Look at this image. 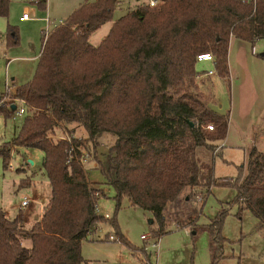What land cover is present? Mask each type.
<instances>
[{"label": "trees", "instance_id": "trees-1", "mask_svg": "<svg viewBox=\"0 0 264 264\" xmlns=\"http://www.w3.org/2000/svg\"><path fill=\"white\" fill-rule=\"evenodd\" d=\"M29 1L46 7L45 0ZM120 1L83 3L63 25L46 38L43 34L34 75L16 89L29 109L16 135L0 145V159L6 169L14 146L41 150L50 196L28 229L21 212L9 218L0 209V264H91L82 256L81 244L97 222L108 223L117 241L136 249L118 225L123 199L151 213L150 233L157 242L166 231V206L184 189L195 198L194 188L234 185L231 204H238L237 215L248 209L264 224V149L247 152L235 180L214 177L213 150L226 137L229 112L220 114L209 106L196 69L198 54L211 53L216 74L229 78L231 38L251 43L264 38V0L255 5L241 0H161L153 7L143 3L112 21ZM11 2L0 0V17L8 16ZM109 21L100 43L90 44V33ZM83 22L88 28H80ZM5 41L8 46L18 44L16 26H6ZM11 112L5 110L7 116ZM71 124L86 136H75ZM60 132L70 141L55 138ZM102 137L111 140L105 166L96 157ZM83 151L97 160L115 192V212L108 218L94 211L95 189L79 162ZM227 211L221 206L207 225L208 264H220L223 258L226 238L221 229Z\"/></svg>", "mask_w": 264, "mask_h": 264}, {"label": "rangeland", "instance_id": "rangeland-1", "mask_svg": "<svg viewBox=\"0 0 264 264\" xmlns=\"http://www.w3.org/2000/svg\"><path fill=\"white\" fill-rule=\"evenodd\" d=\"M84 1L93 0H47L44 10L36 4L30 3L29 6H33L35 11L40 12V14L44 12L48 15L51 21L49 30H51L66 19L72 8ZM130 1L122 0L118 3L113 12L112 21L134 9L132 8L133 0ZM20 4L19 1H14L10 10L12 16L9 14L7 18L0 17V82L2 83L0 89L2 86L4 89L5 72L10 85H12L10 77L14 76L16 72L23 70L21 64L24 62L23 60L15 62L14 66H7L5 69L6 57L4 51L15 49L20 54H25L32 49L31 37L28 35L21 39L17 47H5V23L10 21L11 17L14 18L15 12L21 7ZM36 19L38 17H32V20ZM83 23L80 24V28L86 29L87 27L83 26ZM43 26V29H46L44 22ZM108 27L109 23H105L101 28L90 33V44L97 46L106 34ZM252 44H254V52L252 54L259 61L258 70L264 72V38L256 39ZM40 45L39 41L37 44L38 50ZM208 63L205 61L197 62V71L201 72L200 74L207 72ZM28 73H30V70ZM197 80L200 81L198 78ZM238 80L235 79L233 74H229L228 79H223L215 72L214 76L207 78L203 84L200 83L204 95L209 99V106L213 110L220 114L229 112L234 96L232 86L234 82L238 83ZM23 118L24 115L15 116L14 119L8 117L6 118L5 126L4 124L0 125V145L3 142H9L13 138ZM0 119L3 120L5 118L0 115ZM71 126L75 127V136H86V132L80 126H76V124H71ZM61 132V135L65 134ZM110 143L111 140L109 138L102 137L99 139L96 149L97 160L104 166L106 165L108 145ZM252 147H256L259 150L264 149V136L258 137L255 145L253 143L245 145L248 151ZM246 152V150L235 146L219 150L215 154L213 161L214 177L218 180L221 179L222 182L235 180L241 166L245 163ZM42 160L43 152L41 150L20 146L14 147L10 151V162L14 169H4L0 159L1 210L4 207L11 210L25 197L29 199V205L25 210L29 208L38 211V208L43 206V200L45 202L48 200L50 188L42 168ZM97 160L90 154V159L85 165L87 178L90 186L97 184L96 182L101 185L106 196L102 197L103 190H100L102 193L98 200L99 209L102 214L108 213L109 216H112L115 212V200L113 198L115 192L112 186L108 184L109 181L97 168ZM92 180L96 182L93 184ZM28 181L29 183L25 184ZM190 191L184 189L180 194L182 197L191 196L188 197L192 199L188 205L185 206L180 203V206L173 208L169 206L166 208V231L157 239V243H155V239L150 233L151 213L139 207L131 206L126 199H123L120 208L117 210L118 225L122 235L136 249H130L126 245L119 244L118 241L103 239L109 234L115 236L113 228L108 223L103 222L98 225V228L92 234L83 239L81 244L82 256L89 258L88 260H91L93 264H208L211 261V243L207 225L211 218L217 214L220 207L223 206L228 207V211L224 216L221 229L226 242L223 246V258L220 264H264V224L248 209L243 210L240 217L237 215L238 204H231L237 192L234 185H213L209 190L194 188L195 193L203 195L202 201H196L194 195L189 194ZM13 210L16 212L15 208ZM36 214L33 216H36ZM175 218L176 220H174ZM25 228L28 229L30 226ZM142 234L148 235V238L143 240L141 238ZM25 242L26 244L28 243V241ZM143 247L149 256L148 260H145L142 253L141 249Z\"/></svg>", "mask_w": 264, "mask_h": 264}, {"label": "crops", "instance_id": "crops-1", "mask_svg": "<svg viewBox=\"0 0 264 264\" xmlns=\"http://www.w3.org/2000/svg\"><path fill=\"white\" fill-rule=\"evenodd\" d=\"M14 1H19L21 3L20 4L21 7L17 12H15L14 18L11 17V20L5 23V29L8 24L12 26H16L18 29L19 42L17 45L8 46L6 45V41H5V47L6 48L17 47L20 44L21 39L23 37L25 38V36L28 35L31 37V48H32L30 52L27 51L25 54H20L19 51H15V49H9V50L4 51V55L6 57L5 63H4L5 69L7 66L8 67L14 66L16 64L15 62H18L21 60L24 61L21 64L23 67V70L16 72L14 76L10 77V80L12 83L11 86L15 89V92H16V89L20 85H23L29 82L34 75V71L37 66L38 58H39L41 48H42V36L45 31V28L43 29L44 27L43 22L45 23V27L49 28L51 21L47 14H45L44 12L40 14V12L35 11V8L33 6L32 7L29 6V4L32 3L29 0L28 1L12 0L9 6V14L11 12L10 10L12 8V4ZM46 1H45V5H46ZM94 1L96 0L84 1L83 3L94 2ZM146 1L147 0H133L132 8H136L137 6L145 3ZM83 3H80L77 6H75V8H72V10H70V13H72L77 7H79ZM30 8L32 9L30 10ZM23 12H27L30 18L27 20H20V16L22 15ZM32 15L38 17V19L32 20V17H33ZM10 16H12V13L10 14ZM106 23H109V27L107 29V32H108L112 23H110V21ZM103 25H105V23ZM4 39H5V31H4ZM39 41L41 45L38 50L37 44L39 43ZM251 44L252 43L248 41H244L238 38H231L230 43H229V52H228L229 74L230 75L233 74L235 79L236 80L239 79V80H238V83L234 82L232 86V93L234 94V96L231 102V109L229 110L228 130H227L226 137L223 140H221L219 143L216 142V145L223 144L219 150L229 147V146H235V147L242 148L243 150H246L248 152V149L245 148V145L249 143H253L255 145L257 138L264 136V115H263L264 114V72H260L258 70L259 61H258V58H255L254 55L252 54L253 53L252 48H254V44L252 45ZM205 62H209V61H205ZM208 64L209 65L207 66L208 67L207 72L209 70L214 71V67L212 63L209 62ZM29 70H30V73H28ZM207 72H205L204 74L202 73L203 75L200 74L198 76V79H200L199 83L203 84L207 80V78H210L211 76L215 75V72L213 74H208ZM6 75L7 73L5 72L4 74L5 80L6 78H8ZM5 80H3L4 86H5ZM1 85L2 83L0 82V86ZM2 90H3V86L0 89V93L2 92ZM0 115H3L5 118L3 120L0 119V125L4 124L5 126L6 118L11 117V116H7L5 114V111H3L2 114ZM19 128L20 127L17 128L15 135L18 132ZM14 147H17V146H14ZM247 152H246V157H247ZM245 162H246V158H245ZM92 181H93L92 182L93 184L94 182H96L94 180ZM28 183L29 181L26 182L25 184H28ZM47 183L49 184L48 181ZM96 183L97 184H94L93 187L100 189L102 191L103 189L101 185H99V182H96ZM49 188H50V185H49ZM104 195H105V192L103 190L102 197ZM190 200L192 199L188 198L187 196L182 197V195H179V197L174 202L169 203L166 206V208H168L169 206H171V208L177 207L180 203H183L186 206L188 205ZM20 201L16 204V206L13 207L16 209V212L13 210V208H11L10 210L7 207H4L3 211L9 218H14L19 212H21L23 216L22 224L24 228L25 227L28 228V226L31 227L34 224V222L39 218L41 214L42 206L38 208V211L31 210L29 208L25 210V208L28 207L29 205L28 203L23 209H19L17 205L20 203ZM44 202L45 200H43V203ZM166 208L164 210V215H165ZM34 214H36V216H33ZM174 220H176V218ZM110 235L112 234L106 235L103 239H107L109 241L111 240L117 241L114 239H110L109 238ZM118 243L120 244L119 241ZM85 259H89V258H85ZM90 262L91 264H93L91 260Z\"/></svg>", "mask_w": 264, "mask_h": 264}, {"label": "built area", "instance_id": "built-area-1", "mask_svg": "<svg viewBox=\"0 0 264 264\" xmlns=\"http://www.w3.org/2000/svg\"><path fill=\"white\" fill-rule=\"evenodd\" d=\"M160 1L161 0H147L145 3L148 4L149 6L153 7V6L157 5V4H159ZM241 1L243 3H251L253 5H255V3H256V0H241ZM29 18H30V16H29V14L27 12H23L22 15L20 16V20H27ZM63 24H64V21H61L59 23V25H63ZM49 32H50L49 28L46 27V29L44 31V38L47 37ZM252 52H254V48H252ZM197 60H198V62L209 61V62L212 63L213 67L215 66V58H214V56L211 53L198 54ZM207 73L208 74H213L214 71L213 70H209ZM28 109H29V105H28L27 101L23 97H19V96L16 95L15 89L9 84L8 78H6L4 89L0 93V114H2V112L5 111V110H11L12 111L11 112V117L15 118V116H23V115L25 116L27 114V112H28ZM207 129L208 130H212L213 129V125L212 124H208L207 125ZM55 138L66 139L67 141H70L71 137L67 133H65L63 135H61V134L56 135ZM222 145L223 144H218V145H216L214 147V150H213L214 154H216L219 151V149L221 148ZM89 159H90V154L88 152H86V151H83V153L79 157V162L82 164V166L85 167V165H86V163H87V161ZM7 168L13 169V165H12L11 162L8 163ZM224 180H226V179H224ZM91 188L95 189L93 191V195L96 198V201L94 203V211H95V213L99 214V215H102V216H104L106 218L110 217L108 213L102 214L100 209H99L98 200H99V198L101 196V192L98 189H96L95 187H91ZM195 200L196 201H202L203 200V195L197 194L195 196ZM28 203H29V199L28 198H23L20 201V203L17 205V207L19 209H23ZM99 224H100L99 222L93 224L89 228L86 236L92 234L98 228ZM109 238L117 240L112 235H110ZM141 238L143 240H146L148 238V235L142 234ZM155 243H157V242H155Z\"/></svg>", "mask_w": 264, "mask_h": 264}, {"label": "water", "instance_id": "water-1", "mask_svg": "<svg viewBox=\"0 0 264 264\" xmlns=\"http://www.w3.org/2000/svg\"><path fill=\"white\" fill-rule=\"evenodd\" d=\"M83 26H88V22H84L83 24H82ZM31 161V160H30ZM32 162V161H31Z\"/></svg>", "mask_w": 264, "mask_h": 264}]
</instances>
